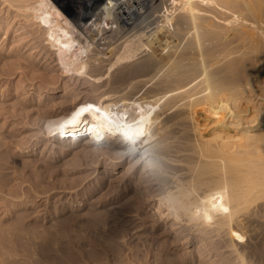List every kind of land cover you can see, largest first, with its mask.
I'll use <instances>...</instances> for the list:
<instances>
[{"label": "bare ground", "instance_id": "bare-ground-1", "mask_svg": "<svg viewBox=\"0 0 264 264\" xmlns=\"http://www.w3.org/2000/svg\"><path fill=\"white\" fill-rule=\"evenodd\" d=\"M72 2L70 13L55 0H0V64L19 61L0 66L12 83L0 119L30 125L25 109L51 114L62 95L73 106L44 135L122 164L132 181L109 190L103 212L38 213L30 176L13 166L23 142L4 128L0 264H258L246 246L264 213V0Z\"/></svg>", "mask_w": 264, "mask_h": 264}, {"label": "rangeland", "instance_id": "rangeland-1", "mask_svg": "<svg viewBox=\"0 0 264 264\" xmlns=\"http://www.w3.org/2000/svg\"><path fill=\"white\" fill-rule=\"evenodd\" d=\"M55 2L57 3V5L63 11L68 10V12L71 11L70 13L74 12L73 6L71 5V4H73L72 0H55ZM153 2H154L153 4L157 5L156 8H158V9H161V7L163 6L161 3H159L160 0H153ZM0 13H2V12H0ZM152 19L153 18L149 19L146 22V24L148 22L152 21ZM145 20H147V19H145ZM146 24H144L143 26H145ZM17 25L18 24H16L15 26H17ZM27 54H28V51L24 52V55H27ZM12 58L13 57H11L9 59L8 58L4 59L1 62L0 66H3L4 64H11L13 66V63L16 64V63L19 62L15 58H13V59ZM39 70L43 71V67L39 68ZM143 70L144 69H142V71ZM55 71L57 72L58 70H55ZM6 80L7 79H2L0 81V91L1 90L2 91L6 90L9 87V85L12 86V83H10L8 80L7 81ZM37 84H38V82H37ZM261 91L264 92V90H262V88H261ZM85 95H87V94L81 92L78 95L79 98L76 99V100H73V101H78V102L83 101V99H85ZM62 97L63 96L61 95L59 97H56V99L54 100V103H56L57 107H52V105L50 103V106L53 109V111L51 112L52 115L50 113L48 114L49 116L47 114L40 116V114H38V112H37L38 109H36L37 106H33V107H29V108L25 109V112H27V114H28L29 120L33 122V123L32 122L29 123L31 126L28 125V124H24L25 126L23 127V123H20V122H18V123H16V122L10 123V119L11 118H9V117L6 118V119H0V138L6 136L8 134V131L7 130L4 131V128L7 127V129L10 130V131H12L15 128L14 129V134L15 135L10 137V138L11 139L13 138V140H20V141L23 142L22 143V145H23L22 148L21 147H17L19 149H16V147H15V148L11 149V151H14V153H16L15 151H18V150L19 151H21V150L24 151V153L20 152V153L17 154V156H16L17 160H15V162H13V163H15V165H13V163H12V165L14 166V168L18 167L20 170L21 169H25L27 171L26 175L28 174L27 176H30L29 180L24 181V185L23 186L26 189H27V187H30L29 190L31 189L30 192H31V194L33 196H31L30 193H28L27 194L28 196L26 197V200L28 201L27 203H30L33 200L36 202V205H37L36 209L41 211V212L38 211V213H42L45 210H49V209L50 210L55 209L56 212L57 211L60 212V210L63 209V210H61V212H63L65 210H67V208L75 210L78 207H81V208H80V210H77V213L80 212L82 215L85 214L86 212H88V210L90 208H92V209L95 208L97 210L99 208L98 211L103 212V211L106 210L107 207H105V206H101L100 207V205H99L100 202L99 201H101V200L102 201H107V199L110 196L109 192L111 190L123 191L124 190V185L129 183V181L131 182L132 179L127 177L128 175H124V168L122 167V164H120L121 168L118 166L119 164L116 165V170H115V168H111L110 165H106L105 166V162H108L110 160V158H107L106 156H103L101 154H97V155L93 154V151H91V148H85V145H79V143L75 144V145H71V146H70V144H68V145L67 144H61V143H59V140L57 138L56 139H51V138H48V137H46L44 135V134H46V126H47V124L51 123V122L57 120L58 118H60L61 116L65 115L67 112L70 111L71 107L73 106L71 101L68 100V99L66 100V102L64 104H62V105L59 104L60 100H62L61 99ZM87 97H88V95L86 96V98ZM14 102H15V99L14 100H10V97H7V98L4 99L3 105L13 104ZM1 103H2V101L0 100V104ZM33 109L34 110L36 109L35 112H34ZM30 118H32V119H30ZM18 124H21L22 127L20 125H18ZM27 125H28V128H27ZM20 127H21V129H18ZM33 127L35 129H33ZM40 132H41V134H40ZM45 138L47 140H45ZM49 140H51V141H49ZM27 141H28V143H27ZM37 141H39V142H37ZM98 148L99 147H97V150H98ZM13 149H15V150H13ZM31 151H33V152H31ZM99 155H101V156H99ZM95 156L97 157V160H96ZM18 157L22 158V159H19ZM27 157H28V159H27ZM80 157H81L82 160L80 159ZM92 157H94V158H92ZM22 161H23V163H22ZM95 161H97L96 164H95ZM16 162L17 163L19 162V163L17 164ZM25 162H29V163H26L27 165L30 164L28 166V168L27 167L24 168V167L21 166V165L25 164ZM20 163H21V165H20ZM48 163H49V165H48ZM50 164L53 165V166H51ZM63 167H65V168H63ZM105 167H107V168H105ZM46 168H48V169H46ZM56 169H57V172H56ZM44 171H45V173H44ZM34 174L37 175L38 177L35 176ZM57 174H59V175H57ZM32 176L35 177V178H33ZM45 177H47V178H45ZM31 178H33V179H31ZM50 179L52 180V182H51ZM43 180H46V181L43 182ZM17 181H19V180H17ZM41 182H43V183H41ZM28 185H30V186H28ZM38 185H40L42 188L40 186H38ZM49 187L50 188L52 187V188L50 189ZM53 188L54 189L57 188V189L54 190ZM35 193H36V195H34ZM37 194H38L39 197L37 196ZM41 196L43 198H41ZM103 196L105 197V199H104ZM46 197H47V199H46ZM36 198H37V200H36ZM47 200L49 202H47ZM58 200H60V201H58ZM73 203L76 204V205H74ZM87 203H88V205H87ZM93 203H96V204L93 205V207H92L91 204H93ZM59 204H61V205H59ZM70 204L72 206H70ZM259 204L264 206V199H262V201L260 200ZM44 205L47 206V208ZM59 206H61V207H59ZM260 208H259V210H260ZM72 212H75V211H72ZM252 219L254 221L253 224L257 228V230L253 232V234H254L253 238L254 239L253 238L251 239L252 242H247L248 245L246 244L247 245L246 247H247V249H250V248L254 249L253 258L256 260L255 261L256 263L264 264V213L260 212V214L256 215ZM146 224L150 225V224H152V222L150 221V222H147ZM137 228H140V227L138 226V227H135L133 229L136 230ZM162 231H163L162 229H158L157 232H159V235H158V233H156L153 236L160 237L161 235L164 234V232H162ZM141 236H149L150 237L151 235L148 234L147 232H141ZM126 238H128V235L126 236ZM190 248L191 247L187 248V250H189Z\"/></svg>", "mask_w": 264, "mask_h": 264}]
</instances>
